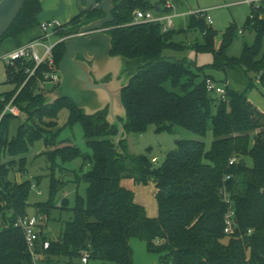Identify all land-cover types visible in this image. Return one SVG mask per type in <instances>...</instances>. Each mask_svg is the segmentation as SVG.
Masks as SVG:
<instances>
[{"label": "trees", "instance_id": "1", "mask_svg": "<svg viewBox=\"0 0 264 264\" xmlns=\"http://www.w3.org/2000/svg\"><path fill=\"white\" fill-rule=\"evenodd\" d=\"M149 7L146 0H113V21L105 24L112 37L111 55L121 56L123 71L133 74L122 90L126 121L120 117L118 120L127 134L142 133L154 124L156 131H172L177 125L204 136L210 126L214 138L210 147L207 149L202 141L179 139L176 149L167 152L158 166L153 164L154 157L146 154L129 158L124 150L125 138L119 140L118 146L113 143L118 128L106 120V109L86 115L67 98L44 105L45 93L36 91V81L30 78L15 103L26 114V123L31 124H20L11 138L9 123L15 116H6L0 125V264H32L24 234L15 222L28 215L29 192L32 184L36 186L32 179L19 183L10 180V167L2 159L25 153L27 142L41 138L46 146L51 145L44 153L52 169L57 160L66 162L78 157L90 167L83 173L74 172L76 181L87 183L85 197L76 195L70 208L72 218L64 222L58 237L50 239L41 232L37 244V252L41 253L39 264H133V237L143 240L148 251L158 253L161 264H264V109H258L246 92L226 82L225 99L213 97L207 90L206 79L195 82L183 62L164 56L163 50L177 46L170 29L163 31L159 22L130 23L135 9L147 11ZM41 11L40 0H26L0 43L7 36L17 38L39 25L37 15ZM103 14L96 9L80 12L58 28L57 34H73L81 25ZM195 15L190 14L192 23L196 22ZM202 17L199 24L205 42L193 47L196 51H214L216 31ZM245 28L255 31L254 42L244 44L239 57H228L225 50L236 30L228 26L212 65L224 70H263L264 81V19L250 11ZM64 52L63 41L54 46L56 66ZM25 78L22 71L14 74L16 89ZM212 101L217 104L212 105ZM62 109L69 111L66 125L81 124L91 154H82L77 146L67 142L56 145L54 136L52 140L47 138L35 124L43 117L57 118ZM232 156L236 161L229 165ZM247 158L252 160L251 165L246 163ZM16 161L18 170L25 169L24 157L12 159L9 164L13 166ZM129 161L132 168L127 167ZM130 174L155 182L157 216H147L144 207L135 201L133 191L120 184L121 178ZM225 175L230 178L223 180ZM64 184L60 178L51 177L49 199L35 203L37 213L49 218L53 209L67 208L66 200L61 206L52 204ZM223 185L237 222L232 235L223 232L226 205L219 194ZM46 240L49 246L43 250L40 242ZM85 252L87 262L82 263Z\"/></svg>", "mask_w": 264, "mask_h": 264}, {"label": "rangeland", "instance_id": "2", "mask_svg": "<svg viewBox=\"0 0 264 264\" xmlns=\"http://www.w3.org/2000/svg\"><path fill=\"white\" fill-rule=\"evenodd\" d=\"M149 3V11L154 12V5L159 4L160 7L168 14L173 16V25L170 27L172 40L177 44L175 48H166L163 50V55L172 60H179L187 67L195 82L206 79L218 84H226L237 89L240 92H246L249 100L260 110L264 109V81L261 78L263 70H248L245 71L239 67L220 69L213 67L214 54L222 45V33L228 26L235 27V35L226 47L225 54L228 57H239L244 44H252L255 39V31L251 28H245L247 17L252 11V14H257L259 19H264L263 7L251 10V5L247 0H146ZM60 2L65 3V11L62 17H56L60 25L52 30H48V36L44 33L40 26L37 25L17 38L12 36L5 37L0 43V55H5L14 50L18 43H25L34 37H44V41L51 43L59 38L57 34L58 28L75 16L79 9L76 0H40L43 10L54 9ZM196 13V22L192 23L191 13ZM207 14L212 19L211 29L216 31L213 40L214 51H196L194 45L196 43H204L205 39L200 29L199 19L201 15ZM157 14V12L155 13ZM241 29L242 32L237 30ZM174 32V33H173ZM173 33V35H172ZM261 51L264 52V35L261 42ZM107 71L109 74L118 76L119 80V64L116 59L107 62ZM109 75L104 79H108ZM9 80V75L4 71L3 64H0V90L10 91L15 88ZM116 83V82H115ZM121 84V83H120ZM119 84V85H120ZM115 85V84H114ZM118 85V86H119ZM117 86V87H118ZM117 87H111L114 90L113 110L116 114H122L120 100L115 94ZM54 89L51 83L44 85L43 91L49 92ZM36 91L37 88H36ZM96 106L102 107L108 100V94L104 91L98 93ZM213 97L218 98V95L212 94ZM217 104V101H212V105ZM107 109V108H106ZM215 107H212L214 112ZM69 116L68 109H62L58 112L57 118L43 117L41 122L36 121L38 128L43 130V135L51 139L55 138L56 145L63 143H70L77 146L82 154H91L90 148L86 144L83 134V129L79 122H75L71 126L66 125ZM27 116L21 113L19 116L10 120L9 123V138L16 134L17 128L20 124L26 123ZM31 124V123H28ZM28 127V125H26ZM179 139L197 140L205 143L206 148L210 147L213 134L210 126L208 127L204 136L195 134L185 128L174 126L172 131L161 130L156 131V126L150 124L142 133H126L124 143V150L129 158H133L140 154H146L149 158L154 157L156 161L154 166H158L165 158V154L171 150L176 149L177 141ZM28 143V149L25 153L9 157L5 156L4 161L10 167L8 178L17 183L24 179H32V183L36 186L32 187L28 196L27 214L34 215L38 212L35 205L37 202H43L49 199V187L51 177L60 178L65 181L54 196L53 205L61 206L67 201L66 209L55 208L52 210L50 217L46 220L40 221L42 234H45L50 239H56L60 234L65 221L72 218L70 208L75 204V197L77 194L85 197L87 183L83 180L76 181L75 173L86 172L90 165L83 164L82 157L75 158L66 162L57 160V165L51 168V162L45 155L46 150L51 149V145L44 143V138L34 140ZM54 144V142H53ZM20 157L26 159L25 169L18 170L19 162L10 165L12 159L18 160ZM153 160V159H152ZM248 165L252 164L250 158L245 159ZM131 161L128 162L127 167L132 168ZM63 168V170H61ZM25 170V171H24ZM75 172V173H74ZM52 174V176H51ZM37 178V179H36ZM120 184L133 191L134 199L141 204L149 217L157 216V202L155 199V182L147 178L145 180L138 179L134 174L125 175L121 178ZM59 187V186H58ZM130 246L132 248V262L133 264H161L160 255L156 252L148 251L146 243L133 237L130 239Z\"/></svg>", "mask_w": 264, "mask_h": 264}, {"label": "water", "instance_id": "3", "mask_svg": "<svg viewBox=\"0 0 264 264\" xmlns=\"http://www.w3.org/2000/svg\"><path fill=\"white\" fill-rule=\"evenodd\" d=\"M25 2L26 0H0V38L15 21ZM76 3L81 12H87L94 8L101 10L104 16L80 26L76 30L77 35L62 40L65 52L58 64L61 81L53 90L44 94V105H51L57 99L67 98L86 115H93L107 108L106 120L118 128L117 134L113 137L114 145L118 146L119 140L126 136L123 123L118 120L120 117L123 122L126 121L122 90L129 85L133 74L128 75L127 71H123L125 65L121 56L111 55L112 37L106 32L105 24L113 21V0H101L100 2L97 0H76ZM64 11L65 3L60 2L54 9L41 11L37 15V19L42 21L50 17H62ZM154 11L159 12L158 5L154 7ZM112 59L118 61L119 80H117V75L109 74L106 69L107 62ZM108 75L109 79L103 80ZM111 87H117L115 94L120 100L123 111L121 115L116 114L113 110L111 91L114 93V90ZM100 91L108 94V100L104 106L97 107L95 103Z\"/></svg>", "mask_w": 264, "mask_h": 264}, {"label": "built area", "instance_id": "4", "mask_svg": "<svg viewBox=\"0 0 264 264\" xmlns=\"http://www.w3.org/2000/svg\"><path fill=\"white\" fill-rule=\"evenodd\" d=\"M247 2L255 9L259 7H263L264 0H247ZM156 13V11H154ZM149 10L144 11L141 9H135L133 11V21L130 23H142V22H159L162 24V30L165 31L170 29L173 24V16L171 14L165 13L160 14L157 12L155 14ZM196 14V13H191ZM206 21L211 25L212 19L209 15L203 14ZM60 25V22L56 17H50L40 21L41 30L46 33L48 36V30H52V34H54V29ZM238 32H242L241 29ZM76 34H69L63 37H59L56 41L47 43L44 41V37H36L30 41H27L19 46H17L14 50L8 52L5 55H0V64H3L4 71L9 75V80L12 84L15 85V88L10 91H2L0 90V125L2 120L6 116H19L21 114L20 107L15 103V99L19 94L20 90L24 87L27 81L30 78L35 79L38 92L45 93L43 91L44 85L47 83H51V85L58 86L61 81V75L59 73L58 66L55 65L53 48L54 46L61 42L63 39L75 36ZM19 64V66H18ZM9 67L13 68L9 72ZM18 71H22L26 78L21 86L16 89V82L14 80V74ZM207 90L212 94L218 95L221 99H225L226 94V85L218 84L213 81H206ZM155 158H153V161ZM236 161V157L232 156L229 159V165H232ZM230 175H225L223 180H228ZM34 187V184H32ZM219 194L226 205V212L224 214V228L223 232L227 235H232L236 231L237 222L235 219V211L232 205V201L230 199L229 193L226 191V187L223 185L219 189ZM46 220L47 216L35 213L34 215H26L24 217H19L15 222V226L21 228L24 239L26 243V248L28 253L30 254L32 264H39L41 260V253L37 252V244L41 236V226L40 221ZM251 230H248L250 233ZM43 250L47 249L49 246V242L43 241L40 242ZM87 253L85 252L81 258L82 263L87 262Z\"/></svg>", "mask_w": 264, "mask_h": 264}, {"label": "flooded vegetation", "instance_id": "5", "mask_svg": "<svg viewBox=\"0 0 264 264\" xmlns=\"http://www.w3.org/2000/svg\"><path fill=\"white\" fill-rule=\"evenodd\" d=\"M98 2V1H97ZM94 8H91L89 11H87V13L88 12H90V11H92ZM81 11H78V13H80ZM77 13V14H78ZM84 14H85V12H84ZM102 16H104V14L103 15H98L97 17H95V18H93L92 20H95V19H98V18H100V17H102ZM91 20V21H92ZM83 25H85V24H83ZM82 26V25H81ZM106 29H107V27H106ZM73 34H76V32L75 33H73ZM77 58H78V56H77ZM79 58H82V57H79ZM109 79V78H108ZM108 79H103V80H108Z\"/></svg>", "mask_w": 264, "mask_h": 264}, {"label": "crops", "instance_id": "6", "mask_svg": "<svg viewBox=\"0 0 264 264\" xmlns=\"http://www.w3.org/2000/svg\"><path fill=\"white\" fill-rule=\"evenodd\" d=\"M247 2V1H246ZM156 5H158V7H159V12H160V14H165L166 12L160 7V5L159 4H156ZM156 5H154V7L156 6ZM213 23V22H212ZM173 25V24H172Z\"/></svg>", "mask_w": 264, "mask_h": 264}]
</instances>
